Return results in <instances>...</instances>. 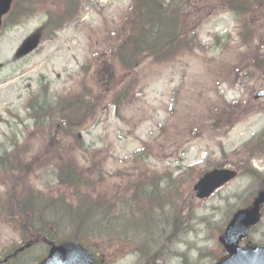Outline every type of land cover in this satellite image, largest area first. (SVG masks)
Masks as SVG:
<instances>
[{
    "label": "rangeland",
    "instance_id": "1",
    "mask_svg": "<svg viewBox=\"0 0 264 264\" xmlns=\"http://www.w3.org/2000/svg\"><path fill=\"white\" fill-rule=\"evenodd\" d=\"M135 1L29 0L21 10L32 12L31 17L18 15L12 20L16 26L8 28L7 20L0 28V152L38 164L24 176L8 172L7 163L0 166L1 259L23 239L4 216L10 194L19 201L31 192L41 196L37 202L44 206L62 200L74 208L91 189L90 196L103 194L118 210L120 228L135 223L126 231L136 241L130 236L125 244L89 241L99 264H214L224 255L217 236L227 219L262 185L264 173L243 170L249 159L253 168L264 171V97L253 99L264 89V61L257 58V52L264 58V42L256 48L264 39V0H166L178 11L177 27L189 31L186 37L197 34L201 46L162 63L136 54L130 59L137 67L126 73L114 50L127 35L123 27L134 20L129 10L142 15L144 4ZM73 2L75 13L69 16ZM197 19L201 23L192 29ZM245 21L254 29L245 28ZM41 26L38 49L17 55L20 44ZM98 78L109 80L115 92L125 90V98L114 103L115 93L104 92ZM44 94L53 97L54 105L70 97L91 101L77 134L62 136L56 125L47 130L28 120L35 115L28 106ZM233 101L240 105L233 123L214 127L221 109ZM5 135L10 143L14 138L18 150L4 151L9 145ZM63 157L75 158L85 178L95 180L100 173L104 181L94 189L87 182L74 196V189L57 183ZM237 165L243 167L239 176L210 198H196L192 186L200 171ZM139 181L149 186L153 200L133 197L129 189ZM262 214L241 246L264 244V208ZM18 218L30 223L31 217ZM68 235L64 230L59 234L63 239ZM46 248L38 242L0 264H35Z\"/></svg>",
    "mask_w": 264,
    "mask_h": 264
},
{
    "label": "trees",
    "instance_id": "2",
    "mask_svg": "<svg viewBox=\"0 0 264 264\" xmlns=\"http://www.w3.org/2000/svg\"><path fill=\"white\" fill-rule=\"evenodd\" d=\"M144 1L145 6L143 10V15H146V12H149L152 16V22H146L139 15L132 26H136L137 33L131 34L128 39H126L121 45H118V48L115 52V56L119 64H122L126 69L133 67L134 63L130 62V58L136 56V54L147 52V53H160L163 50H170L175 48V46H183L184 42L180 41L179 33L172 30L169 31L170 26L168 25L170 17L166 16L163 13V9L160 2L157 0H139ZM75 3L73 2L72 7L69 9V16L74 15ZM142 10V9H141ZM176 25V24H175ZM174 25V26H175ZM149 27L148 29H146ZM175 42L176 45H173ZM177 46V47H178ZM146 53V54H147ZM101 80V79H100ZM108 82V81H107ZM80 99H74L73 97L67 98L64 102L62 101L59 105L53 107L54 103L50 101L43 95V97H36L33 101L34 104L28 106V111H33V118L36 120V125H41V123L46 122V125L49 129L61 126L62 135L64 131H69L71 127H76L81 122L74 121L73 118L76 117L80 112ZM116 101H120V98ZM56 109V112L54 111ZM41 111H54V115L44 113L41 116ZM64 122L65 126L62 124ZM59 123L60 125H58ZM14 143L10 144L12 146ZM13 148V149H12ZM9 150L15 151L18 150L16 146H13ZM9 150H7L9 152ZM6 151V149H4ZM11 151V152H12ZM23 157L18 158L16 156L8 157L0 154V166L4 163H7V170L13 171V169L18 171H23L25 173H30L29 171L31 166L23 162ZM59 184L67 189H74L75 195H80L79 188L82 185H87V182H90L89 179L84 178L83 174L79 172L78 167L72 157H66L60 159L59 166ZM251 174V170H249ZM79 172V175L76 173ZM261 188L264 187V180H262ZM91 184L93 182H90ZM95 184V183H94ZM92 184V186H94ZM87 187V186H84ZM89 193V192H88ZM149 196L148 190L146 191L145 196ZM16 195L10 194L4 201L5 204H8L7 209H5V214L12 219L14 214L15 220L23 221L24 225H19L20 228L29 235H36L40 231L45 234L46 230L49 227H57V224L60 219L47 217V209L44 206L38 205L36 203V198L33 193L28 192L25 197L21 200H16ZM151 200V199H150ZM57 207H62L61 212L64 219L66 218L70 222L71 226V235L72 238L84 242L85 244L91 245L89 241L92 242L99 241L100 243L107 244L109 241L125 244V231H122L123 228H120L117 221L123 222V220L117 219L118 210L115 209V206L109 205V202L106 203V199L97 195L94 197L88 196V194L82 195V198L75 205V208H72V204H67L65 201L58 200ZM50 211V210H48ZM30 216V223L26 219L18 217ZM34 217V218H33ZM14 220V219H12ZM14 220V221H15ZM53 222L55 224H52ZM31 225H29V224ZM49 223L52 224L49 226ZM59 224V223H58ZM68 226V227H70ZM49 236L57 241L59 236L57 234H50ZM101 251V248H100Z\"/></svg>",
    "mask_w": 264,
    "mask_h": 264
},
{
    "label": "water",
    "instance_id": "3",
    "mask_svg": "<svg viewBox=\"0 0 264 264\" xmlns=\"http://www.w3.org/2000/svg\"><path fill=\"white\" fill-rule=\"evenodd\" d=\"M11 0H0V14L9 8ZM34 45L33 40L25 43L22 53L30 50ZM236 175L235 171L227 169H213L206 173L194 186L196 195L209 197L211 192L222 186L226 181ZM264 202V192L259 191L252 205L234 213L233 218L227 224L224 234L219 236V241L226 248L229 255L217 264H264V247H238L239 241L246 236L249 226L256 224L259 216V207ZM39 264H94L92 255L87 249L74 241H66L59 246H52L45 259Z\"/></svg>",
    "mask_w": 264,
    "mask_h": 264
}]
</instances>
